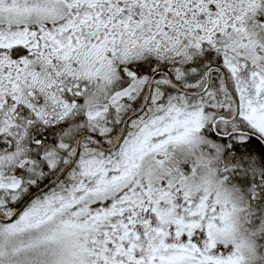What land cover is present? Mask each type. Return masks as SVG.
Instances as JSON below:
<instances>
[{"label": "snow or ice", "instance_id": "snow-or-ice-1", "mask_svg": "<svg viewBox=\"0 0 264 264\" xmlns=\"http://www.w3.org/2000/svg\"><path fill=\"white\" fill-rule=\"evenodd\" d=\"M0 264H264V0H0Z\"/></svg>", "mask_w": 264, "mask_h": 264}]
</instances>
